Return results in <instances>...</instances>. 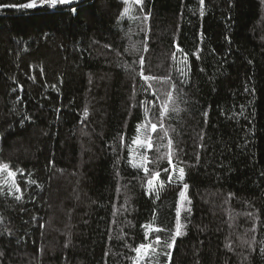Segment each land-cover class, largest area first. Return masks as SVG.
<instances>
[{
    "label": "trees",
    "instance_id": "16d2710c",
    "mask_svg": "<svg viewBox=\"0 0 264 264\" xmlns=\"http://www.w3.org/2000/svg\"><path fill=\"white\" fill-rule=\"evenodd\" d=\"M62 7L0 9V163L23 171L16 181L24 193L16 201L0 182V264H131L125 244L145 242L154 210L157 226L174 228L178 186L165 183L156 199L127 162L140 102L151 99L141 90L140 56L145 75L176 81L178 111L165 127L176 130L184 161L200 154L189 180L192 223L171 264H264V3L145 0L148 21L132 0H83L76 17Z\"/></svg>",
    "mask_w": 264,
    "mask_h": 264
},
{
    "label": "snow or ice",
    "instance_id": "6c2138e0",
    "mask_svg": "<svg viewBox=\"0 0 264 264\" xmlns=\"http://www.w3.org/2000/svg\"><path fill=\"white\" fill-rule=\"evenodd\" d=\"M130 0H123L125 5L129 4ZM133 3L140 6V11L144 13L145 0H132ZM201 6L204 5V0H199ZM261 3H264V0H261ZM83 0H26L24 3H0V9H15L17 11L21 10H33L37 8L47 7L52 9L53 12L59 10L64 11L62 6H69L67 12L72 16L76 17L78 15V8H82ZM129 11L128 7L123 9L121 16H124ZM204 14V9L201 7L200 15ZM152 13L146 12L143 15V21H148ZM142 32L146 33L145 28H141ZM147 34V33H146ZM228 40V37H225ZM231 41L229 40V43ZM105 47L110 48V45H105ZM144 51H149L147 47L144 48ZM177 51L184 55V60L181 61L184 67L178 69L181 76H185V70L189 68L187 62V54L184 53V50L177 45ZM173 59H175L176 53H173ZM197 59H200V55L197 54ZM251 63V61H249ZM139 76L144 81V84L141 85V90L144 93H147L151 99H145L140 103L144 108V118L143 121L138 123L136 127V134L134 138L131 139V143L128 146L131 153H135L134 159L127 161L131 166L138 171H143V181L146 194H154L156 199H159L160 191L164 189L165 183L168 185L178 186V199L175 205V224L174 228L168 229L166 227L157 226L155 224L156 215L155 210L152 214V221L142 227L144 231V241L139 243L135 247H131L128 244H125L126 247H129L132 252L135 253L134 256H128L126 259L131 261V264H161V257H167V260L164 264H171L172 261V250L177 246V239L187 235V229L192 223V212H193V202L192 197L189 195L191 178V170L197 167L200 164V154L196 153L195 164H188L183 160L182 154L184 150L179 147L178 144L174 145V141L170 133L175 132L176 130L171 126L165 127V121L171 119L173 114L178 111L176 107V97H174L173 92L178 87L176 81L169 74L168 76L160 77L153 74L145 75V71H149L145 68V58L143 56L139 57ZM203 71V69H201ZM35 82V77H29ZM91 83V81H90ZM179 83L182 85L185 83V80H180ZM156 84L164 85L168 84L170 90H165L163 88H157ZM135 88V85H134ZM183 91V89H181ZM245 91H250L247 87ZM254 92V88L251 89ZM155 110V111H154ZM59 111V109H57ZM207 115V113H205ZM84 116H88L87 109L84 110ZM23 123V121H21ZM162 133V134H161ZM153 134H156L153 136ZM201 141L204 137L201 135ZM166 141V143H165ZM121 145H124V137H120ZM132 146H135L134 148ZM155 147V154L150 159L148 152L152 151ZM200 147H204L201 143ZM113 152H116V149H112ZM119 157H117V165L119 164ZM162 161H167V167H160ZM52 163L51 161L49 162ZM152 165V167H149ZM187 169V171H186ZM17 172L23 176V171L17 169V171H12L8 163H0V174H3L5 177L4 183L7 185V196L13 197L16 201H21L24 198V193L21 192L20 186L16 181ZM166 175V180L161 179V175ZM119 175V171H117ZM261 176H264V172L261 173ZM27 185H36L37 188L42 186L37 183L36 180L30 179L26 181ZM119 191V189H118ZM4 188L0 186V195H4ZM232 193H229V198L232 197ZM30 199L33 197H29ZM225 203H228L226 200ZM127 204V201H125ZM124 207V206H122ZM125 211L129 209L124 207ZM250 220L256 221L259 220V216L253 212H247L245 214ZM35 219V218H34ZM2 220V218H0ZM261 227H264V221H260ZM45 225L40 224L39 227L43 228ZM257 230L256 224L253 223L252 227L248 231L255 232ZM161 233H167V237L161 235ZM3 235V233H0ZM19 243V242H18ZM247 243V241H245ZM261 243H264L262 241ZM251 248V245H249ZM231 250V246L229 245ZM256 249L252 248V252H255ZM259 254L264 256V247L259 248ZM3 256V253H0V257Z\"/></svg>",
    "mask_w": 264,
    "mask_h": 264
},
{
    "label": "rangeland",
    "instance_id": "374dc122",
    "mask_svg": "<svg viewBox=\"0 0 264 264\" xmlns=\"http://www.w3.org/2000/svg\"><path fill=\"white\" fill-rule=\"evenodd\" d=\"M65 6H67V5H65ZM4 180H5L4 175L3 174H0V182L7 188V185L4 183Z\"/></svg>",
    "mask_w": 264,
    "mask_h": 264
}]
</instances>
